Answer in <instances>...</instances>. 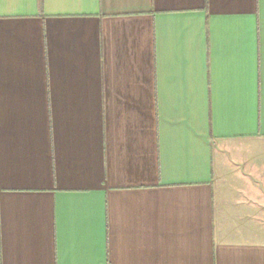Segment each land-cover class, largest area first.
<instances>
[{"label":"crops","instance_id":"crops-1","mask_svg":"<svg viewBox=\"0 0 264 264\" xmlns=\"http://www.w3.org/2000/svg\"><path fill=\"white\" fill-rule=\"evenodd\" d=\"M0 264H264V0H0Z\"/></svg>","mask_w":264,"mask_h":264}]
</instances>
